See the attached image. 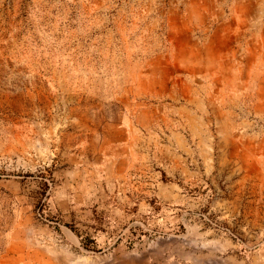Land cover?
Wrapping results in <instances>:
<instances>
[{
	"label": "rangeland",
	"instance_id": "rangeland-1",
	"mask_svg": "<svg viewBox=\"0 0 264 264\" xmlns=\"http://www.w3.org/2000/svg\"><path fill=\"white\" fill-rule=\"evenodd\" d=\"M0 264H264V0H0Z\"/></svg>",
	"mask_w": 264,
	"mask_h": 264
}]
</instances>
